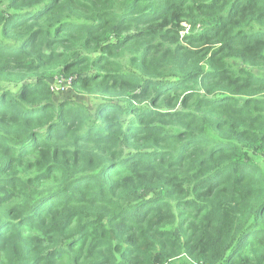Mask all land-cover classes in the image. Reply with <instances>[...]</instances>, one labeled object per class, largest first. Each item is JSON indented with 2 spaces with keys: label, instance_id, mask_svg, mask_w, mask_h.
<instances>
[{
  "label": "trees",
  "instance_id": "16d2710c",
  "mask_svg": "<svg viewBox=\"0 0 264 264\" xmlns=\"http://www.w3.org/2000/svg\"><path fill=\"white\" fill-rule=\"evenodd\" d=\"M0 264H264V0H0Z\"/></svg>",
  "mask_w": 264,
  "mask_h": 264
},
{
  "label": "rangeland",
  "instance_id": "374dc122",
  "mask_svg": "<svg viewBox=\"0 0 264 264\" xmlns=\"http://www.w3.org/2000/svg\"><path fill=\"white\" fill-rule=\"evenodd\" d=\"M52 85L54 88H59L60 91H57V94H62L65 95L66 93L69 94L72 92V88L71 87H67L65 90L62 89L63 86H66L65 82H62L60 80V78L58 79H54L52 82ZM64 93V94H63ZM72 94H75L74 92Z\"/></svg>",
  "mask_w": 264,
  "mask_h": 264
},
{
  "label": "built area",
  "instance_id": "2783aa9c",
  "mask_svg": "<svg viewBox=\"0 0 264 264\" xmlns=\"http://www.w3.org/2000/svg\"><path fill=\"white\" fill-rule=\"evenodd\" d=\"M60 80H61L62 82H65V83H66V86H63V87H62L63 90H65L67 87H71V86H70V83H68V82H66V81H64V80H62V79H60ZM53 88H54V87H53Z\"/></svg>",
  "mask_w": 264,
  "mask_h": 264
}]
</instances>
